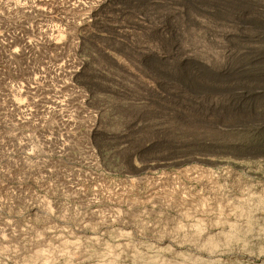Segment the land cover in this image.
I'll list each match as a JSON object with an SVG mask.
<instances>
[{
	"label": "rangeland",
	"instance_id": "1",
	"mask_svg": "<svg viewBox=\"0 0 264 264\" xmlns=\"http://www.w3.org/2000/svg\"><path fill=\"white\" fill-rule=\"evenodd\" d=\"M0 264H264V0H0Z\"/></svg>",
	"mask_w": 264,
	"mask_h": 264
}]
</instances>
